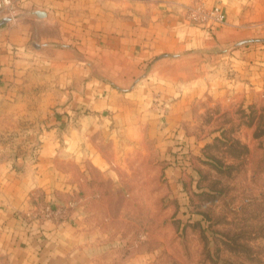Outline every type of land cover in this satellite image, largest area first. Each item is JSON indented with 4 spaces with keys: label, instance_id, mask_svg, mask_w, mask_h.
Wrapping results in <instances>:
<instances>
[{
    "label": "crops",
    "instance_id": "0c3cea01",
    "mask_svg": "<svg viewBox=\"0 0 264 264\" xmlns=\"http://www.w3.org/2000/svg\"><path fill=\"white\" fill-rule=\"evenodd\" d=\"M203 1L225 22L188 21L196 0H29L0 26V264L176 249L175 144L212 137L208 110L211 125L264 107V0ZM47 204L65 217L42 218Z\"/></svg>",
    "mask_w": 264,
    "mask_h": 264
},
{
    "label": "rangeland",
    "instance_id": "374dc122",
    "mask_svg": "<svg viewBox=\"0 0 264 264\" xmlns=\"http://www.w3.org/2000/svg\"><path fill=\"white\" fill-rule=\"evenodd\" d=\"M232 112L210 125L208 110L212 137L196 149L182 142L185 197L170 219L179 243L162 245L155 264H264V107Z\"/></svg>",
    "mask_w": 264,
    "mask_h": 264
},
{
    "label": "built area",
    "instance_id": "2783aa9c",
    "mask_svg": "<svg viewBox=\"0 0 264 264\" xmlns=\"http://www.w3.org/2000/svg\"><path fill=\"white\" fill-rule=\"evenodd\" d=\"M29 0H0V18L11 16L13 19L20 15L21 6ZM185 18L198 24L224 23L225 14L220 7L208 8L203 0H196L194 5L185 7ZM70 207L74 206L71 202ZM66 207L46 205L42 210V218L63 219L66 215Z\"/></svg>",
    "mask_w": 264,
    "mask_h": 264
},
{
    "label": "trees",
    "instance_id": "16d2710c",
    "mask_svg": "<svg viewBox=\"0 0 264 264\" xmlns=\"http://www.w3.org/2000/svg\"><path fill=\"white\" fill-rule=\"evenodd\" d=\"M186 152L185 145L183 146L182 143H176L175 149L172 152V162L176 166L183 167L187 163V161H185L188 158Z\"/></svg>",
    "mask_w": 264,
    "mask_h": 264
},
{
    "label": "water",
    "instance_id": "95a60500",
    "mask_svg": "<svg viewBox=\"0 0 264 264\" xmlns=\"http://www.w3.org/2000/svg\"><path fill=\"white\" fill-rule=\"evenodd\" d=\"M33 12L36 13V14H38V15H40V16H45V13H43V12H41L39 10H34ZM12 20H13V18L11 16H4V17H2V18H0V26L6 24L8 22H11ZM250 40H255V39H250ZM34 44H36V43H34ZM39 46H41V45L38 44V47Z\"/></svg>",
    "mask_w": 264,
    "mask_h": 264
}]
</instances>
